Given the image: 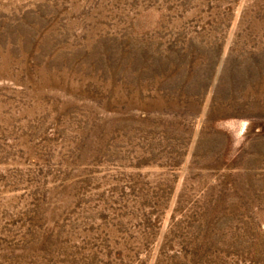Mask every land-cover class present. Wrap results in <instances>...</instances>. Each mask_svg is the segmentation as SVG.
I'll list each match as a JSON object with an SVG mask.
<instances>
[{
	"label": "rangeland",
	"instance_id": "obj_1",
	"mask_svg": "<svg viewBox=\"0 0 264 264\" xmlns=\"http://www.w3.org/2000/svg\"><path fill=\"white\" fill-rule=\"evenodd\" d=\"M0 264H264V0H0Z\"/></svg>",
	"mask_w": 264,
	"mask_h": 264
}]
</instances>
